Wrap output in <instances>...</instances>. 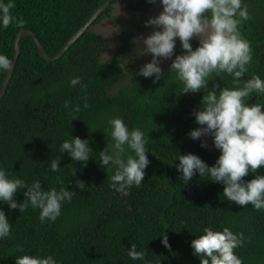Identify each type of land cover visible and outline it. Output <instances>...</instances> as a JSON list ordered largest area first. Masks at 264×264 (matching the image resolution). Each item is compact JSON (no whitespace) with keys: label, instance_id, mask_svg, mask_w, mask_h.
<instances>
[{"label":"trees","instance_id":"trees-1","mask_svg":"<svg viewBox=\"0 0 264 264\" xmlns=\"http://www.w3.org/2000/svg\"><path fill=\"white\" fill-rule=\"evenodd\" d=\"M105 1L13 0L16 7L11 13L24 19L23 28L32 30L53 57ZM118 2L113 0L56 60H44L32 36L20 40L21 52L0 102V170L29 186L39 181L42 190L69 189L73 198L62 204L55 222L44 223L39 208L29 204L21 212L0 201V210L11 224L10 235L0 239V264H15L16 257L23 255H52L57 264H201L191 241L202 235L205 227L243 232L245 243L234 253L242 264H264V210L228 201L223 196L224 183L201 177L198 171L184 184L177 169L179 154L193 153L209 166L221 155L213 136L209 135L210 142L202 147V137L189 135L201 127L194 111L201 109L205 92L181 94L183 84L170 72L171 64L159 80L138 75L136 31L125 24L116 51L105 57V38L94 27L104 17L113 16ZM244 4L250 19L239 27L250 43L252 61L241 79L258 75L264 80V0H242ZM137 27L146 35L155 28L145 22ZM20 29L15 23L5 29L0 21V54L10 60L14 59ZM190 43L193 50L199 46L197 41ZM184 53L181 44L179 55ZM6 74L0 70V89ZM77 76L81 82L73 87L70 80ZM211 79L210 89L214 84L219 85L217 90L237 84L243 87L242 81H234L227 73H213ZM245 100L249 105L264 104V97L257 93ZM66 102H70L68 107ZM77 105L79 112L74 111ZM116 117L122 118L129 130L139 128L144 133L150 161L142 184L133 185L127 195L111 186L115 166L108 171L111 162L101 166L99 160V152L111 143L108 121ZM76 136L87 139L93 149L86 167L60 151L65 140ZM130 154L125 146L122 155L126 159ZM54 159H60L58 171L51 170ZM256 175H264V166L256 172L250 170L243 179L250 181ZM77 180L84 181L86 188L77 187ZM26 191L18 190L14 199L22 203ZM165 234L170 248L162 243ZM133 243L137 251L145 253L143 260L128 256ZM19 247L24 251H18Z\"/></svg>","mask_w":264,"mask_h":264},{"label":"clouds","instance_id":"clouds-1","mask_svg":"<svg viewBox=\"0 0 264 264\" xmlns=\"http://www.w3.org/2000/svg\"><path fill=\"white\" fill-rule=\"evenodd\" d=\"M155 2V0H149ZM163 11L145 22V25L155 26L151 34L134 38L137 45L134 50L137 56L152 54V60L140 68L138 75L159 80L163 75L160 58L169 59L174 54L176 37H179L184 54L177 55L172 61L170 72L176 74V79L183 84L182 93L199 92L203 90L202 107L194 111L196 121L201 127L193 129L189 135L193 139L211 135L214 146L221 150V155L213 166L207 165L198 155L188 153L180 155L178 171L181 179L187 184L198 171L201 177H209L214 182H223V196L230 202L247 206L251 204L256 210H264V175H256L250 181L243 178L249 171L256 172L264 166V104L249 105L245 98L252 93L264 97V80L255 75L250 79H241L248 72L247 65L252 61L250 43L243 38L239 25L250 19L248 6L242 5V0H161ZM16 5L13 0L0 2V21L5 29L15 23L18 28L25 25L24 19H17L11 9ZM196 37L199 46L193 50L190 40ZM13 61L0 54V70L9 72ZM219 76L227 73L234 81L243 82L233 88L224 87L220 90L218 84L209 88L212 74ZM79 76L70 80L75 87L80 84ZM87 100V97H85ZM70 102L65 103V107ZM88 108L87 103L84 104ZM74 111L79 112V105ZM76 119V118H73ZM111 125L110 139L105 149L99 152L101 166L109 165L108 171L115 166L111 175V186L120 193L128 194L134 185L139 187L145 178V167L150 163L147 156V140L139 128L129 130L122 118L116 117L108 121ZM94 131V130H93ZM125 146L133 154L127 155ZM202 147L207 143L202 142ZM109 149H112L110 152ZM67 152L74 161L87 162L90 153L87 139L79 136L65 140L60 148ZM51 170L58 171L60 159L51 161ZM76 186L85 189L82 180L76 181ZM25 199L18 203L14 194L21 189ZM73 192L66 188L57 191L55 188L42 190L41 183L34 181L30 186L22 179H10L5 170H0V201L7 202L11 209L17 207L24 212L29 204L39 208L40 221L55 222L61 214L62 204L71 202ZM11 224L3 210H0V239L10 235ZM165 247L170 248L167 235H163ZM245 243L244 233H234L229 227L222 231L205 227L203 234L191 241L194 255L201 258V264H242V259L234 249ZM18 251L23 252L19 247ZM132 260H143L145 253L137 251L133 243L128 251ZM15 264H57L52 255L46 257L23 255L16 257Z\"/></svg>","mask_w":264,"mask_h":264},{"label":"rangeland","instance_id":"rangeland-1","mask_svg":"<svg viewBox=\"0 0 264 264\" xmlns=\"http://www.w3.org/2000/svg\"><path fill=\"white\" fill-rule=\"evenodd\" d=\"M161 3V1H160ZM135 6L140 7H147L145 4V0H119L118 3L114 5L113 16L112 17H104L100 23H98L94 29L98 32H100L104 38L105 43L107 46V53L105 57L111 55L114 51H116L118 46V40L121 35V28L122 25L125 24L131 30H135V38L141 37V36H147L145 33H143L142 29H138L137 25H140L141 22L138 19H136V12L139 11V7L135 8ZM134 7V8H133ZM133 9V10H132ZM264 18V17H263ZM176 43L180 42L179 37L175 38ZM195 40L199 41L196 37H193L190 41ZM176 52L174 51V54L169 59L160 58V66L163 69H167L171 64V59L175 56ZM138 60V66L139 69L143 67V65L147 62H150L152 60V54H147L144 56H140ZM263 60H264V54H263ZM155 76V74H153ZM119 87V85L117 86ZM202 138L209 143L210 142V136H202Z\"/></svg>","mask_w":264,"mask_h":264},{"label":"water","instance_id":"water-1","mask_svg":"<svg viewBox=\"0 0 264 264\" xmlns=\"http://www.w3.org/2000/svg\"><path fill=\"white\" fill-rule=\"evenodd\" d=\"M113 0H106L105 3H103L101 6H99L90 16V18L67 40V42L64 44V46L61 48V50L55 55V56H50L49 53L46 51V49L44 48V46L42 45V43L39 41V39L36 37V34L27 28H22L20 29V31L18 32L16 39H15V45H14V49H15V53H14V59L13 61V67L12 69L7 72L2 87L0 89V102L2 101L3 97L5 96L9 84L11 82L16 64H17V60L18 57L20 55L21 52V47H20V40L23 36L26 35H30L34 38V41L38 47L39 53L41 55V57L44 60L47 61H53L58 59L59 57H61L66 50L71 47L79 38L80 36L87 31V29L90 27L91 24L94 23V21L111 5Z\"/></svg>","mask_w":264,"mask_h":264},{"label":"flooded vegetation","instance_id":"flooded-vegetation-1","mask_svg":"<svg viewBox=\"0 0 264 264\" xmlns=\"http://www.w3.org/2000/svg\"><path fill=\"white\" fill-rule=\"evenodd\" d=\"M161 0H156L155 3L153 2H149V0H145V4L147 7H140V6H135V8L139 7V11L136 12L135 16L136 19L140 20V21H144L146 22L147 20H149L152 17L158 16L162 11H163V4L162 2L160 3ZM134 8V7H133ZM133 10V9H132ZM112 17V16H111ZM141 22V23H144ZM123 26V25H122ZM154 27V26H153ZM155 28L151 29L152 31ZM122 31V28H121ZM123 32V31H122ZM121 32V33H122ZM132 38H134V36L132 35ZM190 42H196L195 40H192ZM199 42V41H197ZM181 41L179 43H176L175 49L174 51L176 52L175 56L171 59V63L172 61L176 58L177 55H179V46L181 45ZM264 54V53H263ZM262 59H263V55H262ZM264 61V60H263ZM252 101H255V97H253L251 99ZM264 103V101H263Z\"/></svg>","mask_w":264,"mask_h":264}]
</instances>
